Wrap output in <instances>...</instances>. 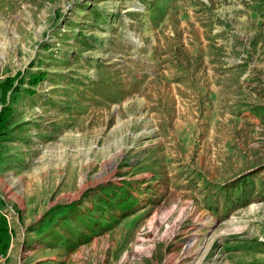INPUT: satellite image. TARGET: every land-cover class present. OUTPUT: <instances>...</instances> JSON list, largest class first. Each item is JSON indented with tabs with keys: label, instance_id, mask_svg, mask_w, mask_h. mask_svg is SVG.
Segmentation results:
<instances>
[{
	"label": "rangeland",
	"instance_id": "374dc122",
	"mask_svg": "<svg viewBox=\"0 0 264 264\" xmlns=\"http://www.w3.org/2000/svg\"><path fill=\"white\" fill-rule=\"evenodd\" d=\"M0 96V264H264V0H0Z\"/></svg>",
	"mask_w": 264,
	"mask_h": 264
},
{
	"label": "trees",
	"instance_id": "16d2710c",
	"mask_svg": "<svg viewBox=\"0 0 264 264\" xmlns=\"http://www.w3.org/2000/svg\"><path fill=\"white\" fill-rule=\"evenodd\" d=\"M0 224H2L3 226L5 225V220L4 219H1L0 220ZM6 229L5 226L3 227V231H4V234L6 233Z\"/></svg>",
	"mask_w": 264,
	"mask_h": 264
},
{
	"label": "built area",
	"instance_id": "2783aa9c",
	"mask_svg": "<svg viewBox=\"0 0 264 264\" xmlns=\"http://www.w3.org/2000/svg\"><path fill=\"white\" fill-rule=\"evenodd\" d=\"M1 107H2V102H1V96H0V110H1Z\"/></svg>",
	"mask_w": 264,
	"mask_h": 264
},
{
	"label": "crops",
	"instance_id": "0c3cea01",
	"mask_svg": "<svg viewBox=\"0 0 264 264\" xmlns=\"http://www.w3.org/2000/svg\"><path fill=\"white\" fill-rule=\"evenodd\" d=\"M6 105H8V102L6 103ZM2 107H3V103H2ZM2 107H1V108H2Z\"/></svg>",
	"mask_w": 264,
	"mask_h": 264
}]
</instances>
